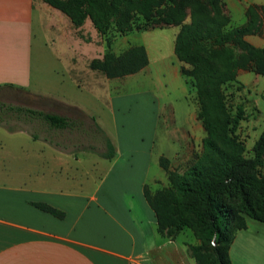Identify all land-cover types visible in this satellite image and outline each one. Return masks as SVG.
<instances>
[{
  "label": "crops",
  "instance_id": "crops-1",
  "mask_svg": "<svg viewBox=\"0 0 264 264\" xmlns=\"http://www.w3.org/2000/svg\"><path fill=\"white\" fill-rule=\"evenodd\" d=\"M224 2L232 25L247 21L246 8L251 3L260 6L263 17L264 0ZM51 9L43 0H0V84L31 74L35 30ZM245 38L264 46V28ZM147 54L148 63L134 73L145 70L152 75L154 66L161 83L183 75L173 46L155 59L148 50ZM243 73L238 69V74ZM243 76L247 82L248 72ZM186 87L180 89L186 91ZM142 92L152 96L145 89ZM119 99V95L112 97L111 105ZM153 99L156 107L150 106L154 113H149V142L130 145L117 133L115 154L110 158L96 154L107 161L105 168L100 167L103 170L85 169L83 154L61 150L26 130L0 126V264H196L186 244L199 243L193 231L189 228L190 235L184 233L188 228L184 227L174 237L161 233L144 196L145 183L152 191L169 184L159 158L155 170H150L160 113L159 99ZM2 129L7 136L3 144ZM71 155L78 170H72ZM97 159L93 166L100 163ZM37 201L65 215L43 210L34 204ZM229 253L232 264H264V222L247 216L246 227L235 232Z\"/></svg>",
  "mask_w": 264,
  "mask_h": 264
},
{
  "label": "trees",
  "instance_id": "trees-1",
  "mask_svg": "<svg viewBox=\"0 0 264 264\" xmlns=\"http://www.w3.org/2000/svg\"><path fill=\"white\" fill-rule=\"evenodd\" d=\"M43 1L65 13L75 26L89 18L99 33H105L113 24L119 30L129 28L135 13L162 24L182 22L174 52L183 62L181 73L193 78L198 117L206 134L201 152L182 171L169 170V157L161 154L159 163L168 172L169 184L152 191L145 183L144 196L161 233L174 237L184 227L193 231L199 243L186 244L196 264H232L230 244L235 232L246 227V217L264 222V128L253 143L252 155H246L244 141L236 132L245 116L244 108L237 104L232 111L226 103L223 84L236 79L239 68L254 66L264 75V46L245 38L264 28V5L262 18L260 6L251 3L246 8L245 23L226 27L230 15L224 0ZM187 16L190 20L183 22ZM147 63L145 46L133 44L119 54L106 50L102 57H93L89 66L107 77H116L134 73ZM4 86L24 90L13 83L0 84V90ZM12 119L39 123L45 134L31 129L35 126L14 128ZM0 126L11 131L26 130L34 138L74 155L90 150L110 158L116 152L113 139L81 108L75 113H61L0 99ZM64 131L68 133L63 135ZM34 204L58 217L65 215L46 202Z\"/></svg>",
  "mask_w": 264,
  "mask_h": 264
},
{
  "label": "rangeland",
  "instance_id": "rangeland-1",
  "mask_svg": "<svg viewBox=\"0 0 264 264\" xmlns=\"http://www.w3.org/2000/svg\"><path fill=\"white\" fill-rule=\"evenodd\" d=\"M225 9L229 14L226 5ZM50 12L45 22H39V27L42 28L35 26L38 30H35L33 37L31 74L12 81L24 90L4 86L0 90V99L61 113H75L81 108L88 116H93L112 139L118 133L124 141L136 145L149 142V113H154L150 106L156 107L155 97L159 99L160 113L150 170H155L154 162L162 153L169 157V170L182 171L189 165L201 152L202 138L206 134L198 117L199 103L190 75L182 73L179 78L170 79L168 83L163 80L161 83L154 66L152 75L144 70V73L140 71L116 77H107L100 70L89 66L93 57H102L106 50L119 54L133 44H143L152 59H155L161 52L172 49V46L174 48L175 37L182 22L162 24L135 13L129 28L119 30L113 24L105 33H99L89 18L82 25L75 26L59 9L53 7ZM238 19V13H235L234 20ZM189 20L190 17L187 16L183 22ZM231 22L230 15L226 27H234ZM174 60L180 66L183 63L176 55ZM241 69L244 70L243 74L248 72V81H245L243 74H237L236 79L223 84V92L232 111L237 104L244 108L245 116L240 120L236 132L244 141L245 154L252 155L253 143L264 128V75L257 72L254 66ZM185 84L187 89L183 91L180 87ZM144 89L152 93V96L146 97L142 92ZM118 95L120 99L111 105V98ZM10 124L14 128L17 125L35 126L31 129L45 134V128L39 123L22 119L15 122L12 119ZM66 133L68 131H64L63 135ZM19 134L25 135L23 132ZM61 135L57 138L62 139ZM6 138V132L2 129L1 144ZM14 150L20 152L17 148ZM79 153L83 154L81 162L87 170H103L100 167L105 168L107 164L94 151H79L78 156ZM73 158L71 155L72 170H78L74 168L76 160ZM96 159L100 163L93 166ZM78 166L81 167L80 164L75 165ZM183 232L189 234L191 230L186 228ZM180 236H183L182 233Z\"/></svg>",
  "mask_w": 264,
  "mask_h": 264
}]
</instances>
